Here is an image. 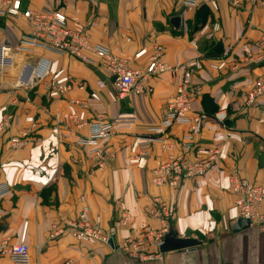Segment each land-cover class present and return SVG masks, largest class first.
<instances>
[{"label": "crops", "instance_id": "obj_1", "mask_svg": "<svg viewBox=\"0 0 264 264\" xmlns=\"http://www.w3.org/2000/svg\"><path fill=\"white\" fill-rule=\"evenodd\" d=\"M19 1L22 8L62 12L70 28L87 31L92 43L126 59L132 68L145 69L160 45L161 61L171 69L150 76L148 93H128L116 101L109 97V92H116L112 81L96 58L87 64L38 48L33 53L51 63L44 80L24 90L13 86L15 77H0V119L12 114L0 132V181L10 188L0 197V237L18 243L23 233L32 264L66 260L72 264H264V231L251 226L232 230L240 218L229 189L234 174L264 185V93L252 104L246 102L254 82L264 79V61H243L248 53H261L255 45L264 34L260 0H236L237 5L217 0V9L207 1L195 6L181 0ZM172 17L179 18L178 25ZM215 23L219 29L208 38ZM28 30L20 14L0 17V39L7 36L14 42ZM142 49L145 53L136 58ZM219 56L224 57L225 67H210ZM193 59H200L201 67L191 71L195 96L189 116H198L199 121L192 132L195 146L185 154L197 160L202 157L198 147L217 145L216 165L182 178L174 189L156 186L150 181L151 169L182 152V137L190 131V123H174L161 135L174 145L165 149L153 141L147 157L137 156L135 142L139 137H159L150 128L160 125L185 64ZM218 111L224 112V119L215 117ZM127 117H133L134 123L115 125L100 140L115 157L99 167L81 143L88 124ZM12 137L23 140V145L12 147ZM153 197L170 205V228L179 237L197 239L198 245L147 261L117 248L122 238L139 236L146 225L157 226L156 219L145 213ZM118 200L131 219L113 235L112 245L79 242L68 232L50 237L52 223L76 219L83 208L92 222L99 217V227L106 229L117 213ZM0 264L11 263L0 253Z\"/></svg>", "mask_w": 264, "mask_h": 264}, {"label": "built area", "instance_id": "obj_2", "mask_svg": "<svg viewBox=\"0 0 264 264\" xmlns=\"http://www.w3.org/2000/svg\"><path fill=\"white\" fill-rule=\"evenodd\" d=\"M184 5L195 6L207 1L213 9H217V0H181ZM237 5L236 0H228ZM264 5V0L259 1ZM21 15L29 25V30L19 35L17 41H10V45L4 44L0 39V77H8L4 72L8 69L14 70V87L28 90L38 82L44 80L50 70V60L41 55H35V49H43L57 54H65L92 64L93 59H100L102 66L111 79L116 92H109L112 101H116L128 93L145 94L151 89L149 78L152 74L171 69L161 61L163 48L156 45L151 60L145 69H136L129 66L126 59L114 55L104 46L94 44L90 41L85 30H74L67 25L66 16L54 9H32L22 8L19 0H0V17H16ZM219 25L215 23L212 31L207 37L212 38L218 31ZM261 49L258 55L248 53L243 61L250 63H261L264 61V34L255 42ZM145 49L135 54L140 57ZM30 55V59L24 56ZM33 57V58H32ZM209 66L214 69H223L226 65L223 56L213 58ZM201 67L200 59H193L185 64V70L176 85V91L166 103L163 119L158 127L150 128V131L159 137H139L135 142L136 154L139 157H147L151 152L153 141L160 143L161 148H171L174 142L167 137L161 136L174 123H190V131L182 137L180 153L170 155L164 162L150 171V181L153 185H167L176 188L184 177L200 175L211 165H216L215 159L218 146L198 147L196 151L202 155L197 160L187 158L185 151L192 149L194 138L192 135L198 116H189L191 102L195 96V88L191 81V71ZM236 68V66H234ZM16 71V72H15ZM99 86L104 83L98 81ZM264 93V79H257L251 89L247 92L246 102L252 104L256 98ZM76 103L82 104L79 101ZM215 117L224 119L223 111H218ZM12 114H5L0 119V132L10 123ZM32 122V117H27ZM133 117L118 118L113 121L101 119L88 124V134L81 139L82 145L88 149V154L97 162L99 167H104L109 160L115 157V152L107 146H101L100 140L107 137L115 125L134 123ZM12 147H20L23 140L17 137L9 139ZM229 189L233 195V202L240 219H247L249 226L264 231V185L256 184L239 175H232L229 179ZM9 185L0 181V197L8 194ZM117 213L111 224L106 229L99 227L100 218L96 217L92 222L88 211L83 208L78 217L73 220H64L61 223L51 224L50 237H56L63 232H68L76 241L85 243L102 242L107 243L113 238L117 230L126 227L131 219L122 200L116 201ZM145 213L156 219L157 226L146 225L137 237L126 236L117 242V248L129 257L139 261L158 259L161 256L159 247L163 238L170 229L172 210L170 205L160 197H153L145 207ZM0 253L7 256L11 264H32L29 249L24 241L22 233L18 243H11L10 237H0ZM62 264H72L66 260Z\"/></svg>", "mask_w": 264, "mask_h": 264}, {"label": "water", "instance_id": "obj_3", "mask_svg": "<svg viewBox=\"0 0 264 264\" xmlns=\"http://www.w3.org/2000/svg\"><path fill=\"white\" fill-rule=\"evenodd\" d=\"M172 23L176 26L178 25L179 18L178 17H172L171 19ZM4 44L10 45V40L7 38V36L3 37ZM249 227V221L247 219H239L233 226V231H238L240 229L248 228ZM200 242L197 239L189 238V237H179L173 229H169V231L166 233V235L163 238V242L159 247V251L161 253L169 252V251H177V250H184V249H190L196 245H198ZM109 245H112L111 239L108 241Z\"/></svg>", "mask_w": 264, "mask_h": 264}, {"label": "rangeland", "instance_id": "obj_4", "mask_svg": "<svg viewBox=\"0 0 264 264\" xmlns=\"http://www.w3.org/2000/svg\"><path fill=\"white\" fill-rule=\"evenodd\" d=\"M16 72V71H15ZM7 76H10V77H13V75H14V70L13 69H8V71L6 70L5 72H4Z\"/></svg>", "mask_w": 264, "mask_h": 264}]
</instances>
